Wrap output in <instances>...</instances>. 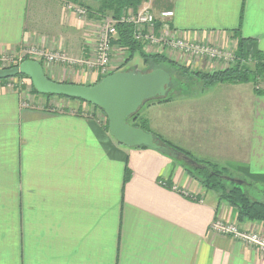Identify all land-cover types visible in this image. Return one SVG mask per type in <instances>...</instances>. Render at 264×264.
I'll return each instance as SVG.
<instances>
[{
    "label": "crops",
    "instance_id": "1",
    "mask_svg": "<svg viewBox=\"0 0 264 264\" xmlns=\"http://www.w3.org/2000/svg\"><path fill=\"white\" fill-rule=\"evenodd\" d=\"M68 1L92 12L80 19L64 11ZM149 1L157 18L173 13L166 26L157 20V37L207 43L235 54L242 42L247 56L264 59V0ZM101 2L0 0V56L35 47L89 59ZM121 50L114 64H124L128 51ZM183 65L200 72L226 69L208 62ZM42 66L55 82L98 80L88 69ZM200 83L193 96L180 101L182 127L172 130L161 112L146 119L148 133L171 143L169 135H178L185 145L194 142L200 152L173 143L196 161L226 168L247 187L264 185V72L256 85ZM19 97L0 89V264H264L255 248L210 230L221 220L264 237V221L239 223L237 211L217 192L184 172L194 161L119 145L103 123L83 116V103L61 99L65 113H49L22 108ZM25 98L48 101L36 94ZM175 102L171 96L159 104Z\"/></svg>",
    "mask_w": 264,
    "mask_h": 264
},
{
    "label": "built area",
    "instance_id": "2",
    "mask_svg": "<svg viewBox=\"0 0 264 264\" xmlns=\"http://www.w3.org/2000/svg\"><path fill=\"white\" fill-rule=\"evenodd\" d=\"M69 9H71V7H69ZM73 10L80 17H87L90 14V12L83 7L73 8ZM172 16V12L165 11L159 13L157 18L153 13L150 1L147 0V2L145 1L136 11L132 8L123 9L117 18H107L99 15V18L94 21L93 32L95 45L94 51L89 59L80 61L69 60L65 55L61 54L62 51L60 50L55 52L32 50L29 52L32 54L29 60L37 61L43 65H56L64 62L72 63V65L77 68L94 70L95 77L101 79L116 72L123 64L122 62L117 66L113 63L114 46L112 45V41L116 36L117 25L126 24L132 27V39L136 43H139L145 51L151 52L152 49L155 53L166 55L171 60L176 59L177 62H188L191 65L208 62L211 65H226L231 68L237 65L249 64L248 61H250V59L241 60L230 50L220 49L219 47L207 43H195L179 37H168L167 35H160L157 37V20H162V25L166 26L164 24L165 21ZM4 62H6V59L0 58V64ZM4 83V87H0V89H5L11 93H17L21 99V107L28 108L25 95L22 94L21 91L23 82L7 79ZM257 87L259 88V86ZM161 184L164 185V183ZM210 230L220 236L232 237L247 246L255 248L260 254L264 255V237L255 232L242 231L236 225L226 224L220 220L214 221L210 226Z\"/></svg>",
    "mask_w": 264,
    "mask_h": 264
},
{
    "label": "trees",
    "instance_id": "3",
    "mask_svg": "<svg viewBox=\"0 0 264 264\" xmlns=\"http://www.w3.org/2000/svg\"><path fill=\"white\" fill-rule=\"evenodd\" d=\"M145 1L146 0H102L99 7V11L97 13H99V15H101L102 17H106L109 14L110 17L117 18L123 9L132 8L133 10L136 11L138 10V8L141 7V5ZM90 11L91 10L89 9V12ZM112 45L118 48H123L128 51L127 53L128 56L125 59L123 65L128 64L132 55L136 52V53H140L143 58V67H145L143 70H147L148 67H153L151 69H161L160 65H162V63H167L169 64L170 67H176L177 72L178 71L180 72V76H184V74L189 73L188 68H185L183 66L180 67V65H177L176 63H173V61H169L165 59L161 55H155L153 57H149L148 55H146L143 52L142 47L139 45V43H136L132 39V27L129 25L126 24L117 25L116 36L115 38H113ZM236 55L241 60H246L248 57L247 54L242 51V42H239V47ZM250 61L253 63L252 66H248L249 64L247 65L243 64V65H237L229 69H225L223 71H216V72L193 71L191 73L194 74L198 79H200L203 82L204 85L207 86L217 83H223V82H252L255 83L256 85L257 78L264 72V59L262 58L261 55H257L255 57H252ZM168 73L171 72L168 71ZM17 77L25 78L27 80L26 77L21 75ZM99 80L100 79H98L96 82H98ZM5 81L6 80H1L0 82H5ZM27 81H28V87L31 89V92L33 94L39 95L32 88L30 81L29 80ZM62 83L67 84L68 82H62ZM179 83H180L179 81H176L174 85L172 86L170 85V88L172 89L173 87L178 86L177 84ZM175 89L176 88L173 89L174 92L176 91ZM44 97L58 98L65 100V98L63 99V97H53V96H44ZM170 99H171V95L166 96L163 99L150 101L146 104L163 103L169 101ZM65 111H66L65 108H59V109H54V111L52 112L65 113ZM73 114L77 115L78 113H73ZM81 114L82 112L80 113V115ZM85 114L87 113L85 112ZM86 118H90V117H86ZM136 119L137 116H134L132 119H129L130 121L129 120L128 121L130 125L134 127H139L144 131L149 132L146 127V121L144 120L140 123L131 124V122L135 121ZM102 122H103V127L108 131V122L105 119V117H103ZM154 138L157 144H159L161 147L159 150H157V152H159L160 154L164 156H167L169 153L178 154L186 157L187 159L189 158L192 161H194L193 167L183 168L184 172L190 178L198 182V184L203 188H205L206 190L217 192L220 199L223 202H225L227 205L231 206L237 211V221L239 223L264 221V203L250 199L248 194L244 192L241 187L242 185L245 184L244 182H242L241 185H238L233 181L228 180L227 178H232V177L228 175L226 168L218 167L217 165L207 161H196L190 156L188 152L183 151L181 148L171 144L170 142L160 138L157 135H154ZM139 149H148V148L140 147ZM127 176L128 174L125 173V181L127 179Z\"/></svg>",
    "mask_w": 264,
    "mask_h": 264
},
{
    "label": "water",
    "instance_id": "4",
    "mask_svg": "<svg viewBox=\"0 0 264 264\" xmlns=\"http://www.w3.org/2000/svg\"><path fill=\"white\" fill-rule=\"evenodd\" d=\"M26 77L41 96L77 100L97 108L108 122V132L119 145L133 149L159 150L151 133L128 123L141 106L167 96L171 77L164 69L116 71L92 85L66 84L47 78L41 63L25 60L17 67L0 69V81ZM193 164V162H192ZM241 185L242 182L227 178Z\"/></svg>",
    "mask_w": 264,
    "mask_h": 264
},
{
    "label": "rangeland",
    "instance_id": "5",
    "mask_svg": "<svg viewBox=\"0 0 264 264\" xmlns=\"http://www.w3.org/2000/svg\"><path fill=\"white\" fill-rule=\"evenodd\" d=\"M65 3L66 4H64V7H63L65 12L72 13V14H74L75 16H77L80 19L88 18V17H80V16H78V14L73 10V8L83 7V8H85V9H87L89 11L88 8H86L84 6H81V5L79 6V4H77L75 2L68 1V2H65ZM69 7H71V9H69ZM91 12L92 11H90V13ZM106 17L108 18V17H110V15L108 14ZM93 27H94V25H93ZM32 50L43 51L45 49L31 47V48L24 49V50L22 49L20 52L12 53L11 55H6L7 57H0V58L6 59V62H4L3 64H0V69L17 67L21 61L29 60L32 57V54H30L29 52L32 51ZM45 51L55 52V51H58V50H45ZM122 51L123 50H121V48H118V47L115 48L114 52H113V59L118 57V53L122 52ZM151 51H154V50L151 49ZM153 53H155V52H153ZM61 54L65 55V57L67 59H69V60H77V61L85 60V59H80V58L79 59H74L72 57H69L64 51L61 52ZM146 55H148L149 57H153L155 55H161L165 59L169 60V58H166L163 54H152L150 51ZM123 59H124V56L122 57V60ZM247 59H252V57L248 56ZM169 61H173V63H176L177 65H180V67H182V66L185 67L183 65V63L185 64V62H181V61L177 62L176 59L175 60H171L170 59ZM121 63H122L121 60H118L114 65L118 66ZM248 63H249L248 66H252V64H253L251 61H248ZM41 65H43V64H41ZM44 66H46V65H44ZM53 66L66 67V68H71V69L77 68L76 66H73L72 63H68V62H64L62 64L59 63V64H56V65H53ZM128 66H135V67H137V69L143 70L145 67H143V58H142L141 54L135 52L132 55V57H131V59H130V61L128 63ZM160 66H161L160 67L161 69L163 68V69L168 70V71L171 72V73H168V74H170V77H171V84H170L171 86L174 85L176 81L180 82L179 84H177L178 86H175L172 89L169 87V90L167 92V96L171 95L172 99H174V101L177 100L178 102H175V104H173L174 106H172V107L171 106H165V104L160 105L159 103L145 104V105L141 106V108L139 109V111L135 115V116H137V119L135 121L131 122V124L140 123L143 120L146 121L148 116L156 115V114L161 115V112L162 113L165 112L164 116H166L165 118L168 119V122H169L168 125H170V128L172 130H177L180 127L183 126V123H184L183 120H185V116H184V118H182L181 117L182 113L180 112V110H178L179 109L178 107H180V105H181L180 101L185 96L186 97L193 96L194 92H195V89L200 86L201 80L196 78V76L191 73L193 71L189 70V73L184 74V76H180V72L179 71L177 72L176 67H170L169 64H167V63H162V65H160ZM224 66H226V65H224ZM151 68H153V67H148L147 70H152ZM229 68H231V67H227L226 69H229ZM123 69H125V68H123ZM90 72L92 74H95L94 70H90ZM214 72H216V71H214ZM24 79L25 78L16 77V78H13L12 80H15L17 82H23L21 91L22 92L25 91V94H33L31 92V89L28 87V81H27L28 79L27 80L25 79L26 82H25ZM4 84H5L4 82H0V87H4ZM174 88H176L175 92L173 91ZM42 97H44V96H42ZM44 98H46V97H44ZM46 99H48V101L46 100L47 102H45V104L44 103L40 104V103L34 102V101L32 102L31 100H29V98H28V100H26V103L28 104V108L35 107V109H36L37 107H41L43 109V111H47L49 113L54 111V109L61 108L62 105H63V103L60 102L61 99H58V98H46ZM65 101H73V102L83 103V102H80V101H77V100H71V99H65ZM83 104L87 105L86 103H83ZM157 107H159V109H157ZM76 112L78 113V111H75L74 113H76ZM83 112H84V114L83 113L82 114H83L84 117H90L92 119H95L100 124L103 123L102 119H103L104 115L97 108H93V107L87 105V108ZM85 112L87 114H89L90 116L85 114ZM183 115H185V114L183 113ZM181 118H182V120H181ZM129 121H128V123H129ZM237 123L238 122H236V126H237ZM168 125H165V126L167 127ZM169 136L172 137V140H173V142H175V145L176 144L177 145H180V144L182 145L183 144V146H187V148L191 147L192 149L196 150V152H200V149H197L198 145L196 143L194 144V142H192L191 144H186L185 145V143L181 140V137H179L178 135H169ZM206 137H210V134L206 135ZM173 142L172 143L170 142V143L174 145ZM201 145H202L201 149L204 150V147L206 145L205 144H201ZM203 145H204V147H203ZM205 151H208V150H204V152ZM240 180H242V179H240ZM261 186L264 187V185H251L249 187H247L245 185H242L241 187H242L243 191L248 194L250 199H252V200L253 199H256V200L263 199L264 200V193L260 192V190L261 189L264 190V188H261ZM221 222H223V221H221ZM226 224H231V223H226ZM234 225H236V224H234Z\"/></svg>",
    "mask_w": 264,
    "mask_h": 264
},
{
    "label": "flooded vegetation",
    "instance_id": "6",
    "mask_svg": "<svg viewBox=\"0 0 264 264\" xmlns=\"http://www.w3.org/2000/svg\"><path fill=\"white\" fill-rule=\"evenodd\" d=\"M135 66H128L126 65H121L116 71H126V70H133ZM125 68V69H123ZM137 68V67H136ZM123 69V70H122Z\"/></svg>",
    "mask_w": 264,
    "mask_h": 264
}]
</instances>
